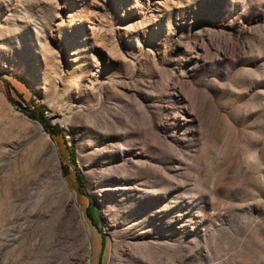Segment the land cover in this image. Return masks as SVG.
Segmentation results:
<instances>
[{
  "label": "rangeland",
  "instance_id": "1",
  "mask_svg": "<svg viewBox=\"0 0 264 264\" xmlns=\"http://www.w3.org/2000/svg\"><path fill=\"white\" fill-rule=\"evenodd\" d=\"M0 264H264V0H0Z\"/></svg>",
  "mask_w": 264,
  "mask_h": 264
},
{
  "label": "trees",
  "instance_id": "2",
  "mask_svg": "<svg viewBox=\"0 0 264 264\" xmlns=\"http://www.w3.org/2000/svg\"><path fill=\"white\" fill-rule=\"evenodd\" d=\"M23 111L27 112V115L33 119H38L41 122H43V124H45L46 127H49V130L51 133H53L54 135H59L60 133H62V128L60 125H51L49 121L46 120V116H45V111L43 108L40 109V112L38 114H32L31 112L27 111L26 107H22ZM71 155V160L73 161V163L76 165V173L78 174L79 179L81 180L80 182V186L83 187L84 186V178H83V174L80 171V169L77 167V162H76V158H75V152L74 150L72 151ZM66 175V174H65ZM84 195H87L86 192H83ZM90 202L92 203V200H90ZM99 210V208H98ZM100 213V211H99Z\"/></svg>",
  "mask_w": 264,
  "mask_h": 264
},
{
  "label": "bare ground",
  "instance_id": "3",
  "mask_svg": "<svg viewBox=\"0 0 264 264\" xmlns=\"http://www.w3.org/2000/svg\"><path fill=\"white\" fill-rule=\"evenodd\" d=\"M43 127V126H42Z\"/></svg>",
  "mask_w": 264,
  "mask_h": 264
}]
</instances>
